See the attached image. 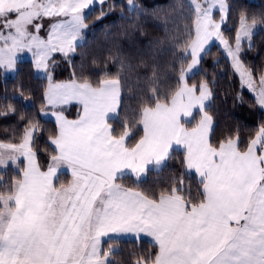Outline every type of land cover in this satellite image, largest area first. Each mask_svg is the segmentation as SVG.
I'll return each instance as SVG.
<instances>
[{
	"label": "snow or ice",
	"instance_id": "snow-or-ice-1",
	"mask_svg": "<svg viewBox=\"0 0 264 264\" xmlns=\"http://www.w3.org/2000/svg\"><path fill=\"white\" fill-rule=\"evenodd\" d=\"M104 3L0 0V70L15 71L20 54L30 53L35 68L46 74L44 106L57 125L45 164L34 144L38 122L24 125L19 142L0 141V169L10 162L19 169L8 180L0 174V264H114L116 250L103 247V238L112 234L152 238L157 251L139 255L133 264H264V125L246 143L238 131L214 142L212 89L207 81L189 83L201 53L219 40L242 88L264 109V72L257 77L241 59L242 41L251 40L256 18L241 16L233 46L221 31L226 0H189L191 23L181 17L173 37L181 55L172 67L174 86L161 87L163 73L152 51L135 53V62L119 49L110 54L121 71L150 73L148 94L117 129L110 121L123 111L127 87L120 71L95 81L75 68L68 80L53 77L56 54L71 65L80 47L89 26L86 10ZM127 4L135 10L133 0ZM217 8L219 21L213 16ZM73 103L80 111L68 119L65 106ZM6 108L0 115L16 112L12 104ZM174 146L183 150V171L159 190L142 187L150 172L167 167ZM63 170L70 180L60 179ZM193 174L195 196L186 180ZM129 177L134 186L122 183Z\"/></svg>",
	"mask_w": 264,
	"mask_h": 264
},
{
	"label": "trees",
	"instance_id": "trees-1",
	"mask_svg": "<svg viewBox=\"0 0 264 264\" xmlns=\"http://www.w3.org/2000/svg\"><path fill=\"white\" fill-rule=\"evenodd\" d=\"M226 1L229 12L221 31L230 44L235 43L241 16L247 17L249 22L251 18H256L251 40L246 39L242 45L241 59L258 77L264 72V0ZM133 4L136 6L134 11L127 4V0H105L104 5H95L89 11V26L84 32L80 47L71 56V65L60 54H56V65L53 69L56 81L68 80L72 68L77 73L83 72L93 81L101 78L104 72L116 75L120 71L126 77L127 87L124 92L123 111L118 119L110 121L117 129L125 114L135 111L140 106V100L148 94L150 81L147 76L150 73L144 68L121 71L119 64L115 60H108V56L119 49L125 54L133 55L135 62V53L152 51L163 73L161 87L174 86L177 73L172 71V67L181 62V55L173 48V37L181 26V17L185 23H191L189 0H133ZM101 9L105 13L102 17ZM179 34L182 38V33ZM149 45L152 46L151 49ZM189 62L190 57L184 61V66ZM203 81L209 83L213 92L208 111L214 118V142L238 131L242 144L246 143L258 127L264 125V110L256 103L254 94L246 87L242 88L231 61L217 44L204 53L196 71L189 74L190 84L199 85ZM47 84L45 77L35 73L30 59L18 61L12 76L6 77L3 70H0V112L7 111L8 104L16 109L15 113L0 115V141L19 142L24 125L29 120L38 122L39 130L34 134V144L42 164L47 162L49 153L53 151L54 146L49 137L55 133L57 127L56 122L44 118L41 111L42 107L44 112L51 110L44 106ZM79 110V106L70 105L65 107V114L76 117ZM21 115L23 120L19 118ZM182 158L183 150L173 149L172 159L168 161L167 167L159 174L150 172L142 187L159 190L166 186L170 176L183 171ZM1 174L8 180L18 176L19 170L9 167ZM60 179L68 181L69 175L63 173ZM186 180L195 196L199 187L198 177L193 174L186 177ZM122 183L134 186L130 177L125 178ZM108 244H112L116 250L110 257L114 264H133L139 255L147 256L157 251L155 244L148 238L109 239L104 241L103 247L107 249Z\"/></svg>",
	"mask_w": 264,
	"mask_h": 264
},
{
	"label": "rangeland",
	"instance_id": "rangeland-1",
	"mask_svg": "<svg viewBox=\"0 0 264 264\" xmlns=\"http://www.w3.org/2000/svg\"><path fill=\"white\" fill-rule=\"evenodd\" d=\"M226 3H227V1H226ZM96 5H98V4H96ZM94 6H95V5H94ZM86 11H90V10H86ZM216 14H217V15H216ZM213 16H214V18H215L217 21L220 20V12H219V9H218V8L214 10V12H213ZM216 17H217V18H216ZM224 22H225V21H224ZM224 22L222 23L221 27L223 26ZM44 24H45V28L41 30V33H40L41 35H46V29H47V26H48V21L45 20ZM239 27H240V26H239ZM238 31H239V29H238ZM238 31H237V32H238ZM245 40H246V39H244V40L242 41V44H241V50H242V45H243V43H244ZM82 41H83V40H81L80 43H81ZM214 44H217L218 46H220V47L223 49L225 55L227 56V53H226V51H225V49H224V46L219 42V40H216V39H214L209 45L206 46L205 52H206L208 49H210L211 46H213ZM232 45L234 46L235 43L232 44ZM205 52H204V53H205ZM204 53H201V58L203 57ZM227 57H228V56H227ZM228 58H229V60L231 61L230 57H228ZM23 59H30V60H32L33 65H34V60H33V57H32V55H31L30 53L25 52V53L20 54L18 61L23 60ZM198 66H199V64H198V65L192 70V72L196 71V69L198 68ZM34 69H35V73H36L37 75L46 78V74H45L42 70H37V69L35 68V66H34ZM15 71H16V70H15ZM15 71H12V72H5V71H3V72H4V75L7 77V76H10V75H11V76L14 75ZM192 72H191V73H192ZM189 74H190V73H189ZM249 91H250V90H249ZM250 92H251V91H250ZM251 93H252V92H251ZM263 110H264V109H263ZM23 166H24L23 158H21L20 167H23ZM9 167H12V168H14V169H16V170H19L18 167H17V165H16V164H13V163H11V162L9 163V166L7 167V169H8ZM7 169H0V174H1V172H5Z\"/></svg>",
	"mask_w": 264,
	"mask_h": 264
},
{
	"label": "crops",
	"instance_id": "crops-1",
	"mask_svg": "<svg viewBox=\"0 0 264 264\" xmlns=\"http://www.w3.org/2000/svg\"><path fill=\"white\" fill-rule=\"evenodd\" d=\"M209 102H210V101H209ZM209 102H208V103H209ZM72 105H77V104L73 103ZM68 106H70V105H68ZM77 106H78V105H77ZM65 107H67V106H65ZM79 109H80V108H79ZM51 111H52V110H47V111L43 112V117L46 118V119H51V120H53V121L56 122L55 117L51 115ZM79 111H80V110H79ZM44 113H47V114H44ZM65 115L68 117V119H76V118H77V116H76V117H70V116L67 115V114H65ZM213 127H214V124H213ZM174 149H180V148L174 146ZM181 150H182V149H181ZM63 173H67V174L69 175V180L71 179V177H70V173H69L68 170H63ZM141 238H148L149 240L152 241V238H151V237L145 236V235H143V234L141 235L140 238L135 237L133 234H122V235L112 234V239H141ZM103 240L106 241V240H109V238H108V237H105V238H103ZM152 242H153V241H152ZM153 243H154V242H153Z\"/></svg>",
	"mask_w": 264,
	"mask_h": 264
}]
</instances>
